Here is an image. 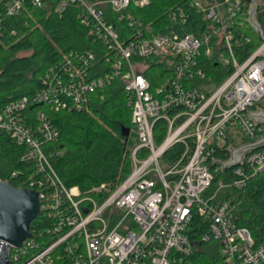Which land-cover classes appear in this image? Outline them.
<instances>
[{
  "label": "built area",
  "instance_id": "built-area-1",
  "mask_svg": "<svg viewBox=\"0 0 264 264\" xmlns=\"http://www.w3.org/2000/svg\"><path fill=\"white\" fill-rule=\"evenodd\" d=\"M25 2L41 6L44 1L0 0V9L7 16H15ZM255 2L257 6L264 3ZM149 3L59 0L58 11L70 4L80 8L78 16L88 36L102 44L107 71L89 78L94 52L71 51L49 68L42 79L43 89L34 96L0 104V135L23 147L20 159L35 168L19 186L36 190L41 211L55 219L53 226L34 229L21 246H12L8 264L188 261L196 246L190 236L196 216L201 219L200 239L218 243L224 264H264V238L257 241L247 227L238 225L229 204L217 200L224 188H240L246 179L264 170V147L244 154L240 163L229 169V176L212 186L214 176L224 171L217 162L220 159L214 156L217 149L230 151L236 147L230 144L236 133L241 134V144L256 142L264 135V125L248 115L250 109L264 110L259 105L264 103V42L242 60L236 54L243 43L241 20L247 22L252 0H207L206 5L194 0L193 6L203 12L206 21L205 31L199 36L184 30L183 7L170 11L167 31L152 33L144 29L127 9ZM104 4L119 21L125 20L131 34L123 35L116 28ZM244 39L249 41L248 37ZM211 58L231 68L219 83L203 68V60ZM153 62L164 63L166 75L170 73L154 88L144 76ZM118 78L131 106L136 141L130 150L132 167L98 202L77 185L65 184L54 169L51 154L43 146L56 140L59 131L48 116L38 112L36 122H30L24 110L35 101L46 102L55 110L81 109L89 91L106 87ZM207 80L213 82L212 89L206 88ZM158 121L164 127L159 143L154 137ZM176 144L181 145L179 154L166 157ZM3 242L0 238V248Z\"/></svg>",
  "mask_w": 264,
  "mask_h": 264
},
{
  "label": "trees",
  "instance_id": "trees-1",
  "mask_svg": "<svg viewBox=\"0 0 264 264\" xmlns=\"http://www.w3.org/2000/svg\"><path fill=\"white\" fill-rule=\"evenodd\" d=\"M43 1L41 6L25 2L15 16H7L0 9V104L34 96L43 89L42 79L49 68L55 67L71 51L94 52L95 62L88 70L89 78L103 75L108 69L102 44L90 38L87 28L80 22V8L70 4L58 11L59 0ZM149 1L143 8L131 5L127 9L149 32L167 31L171 24L169 13L176 7L185 9V31L197 36L205 31L203 12L193 6L194 0ZM103 8L123 35L131 34L125 20L119 21L108 5L104 4ZM255 18L264 32V3L258 4ZM241 21L239 30L243 33V43L236 49V54L242 60L258 47L260 41L250 24L245 19ZM245 37L249 38L248 42ZM203 68L216 83L231 71L215 58L203 60ZM166 72L164 63L153 62L144 71V76L154 88L170 74L166 75ZM259 105L264 108L263 102ZM38 112H44L59 131L58 138L44 142L43 148L51 154L52 165L65 184L77 185L83 194L101 202L130 173V150L136 141L129 97L119 78L106 87L89 91L81 109L55 110L46 102L35 101L26 106L24 115L30 122H36ZM122 127L128 128L129 132H123ZM154 137L157 143L164 137L162 121L156 123ZM24 150L8 136L0 135V179L19 186L25 176L34 172V166L20 159ZM180 151L181 145L176 144L166 152V157L174 158ZM214 156L226 160L230 151L219 148ZM229 169L217 173L212 186L220 178L229 176ZM13 172L17 174L12 176ZM217 200L229 204L238 225L247 227L257 241L264 238V170L246 179L240 188H224ZM54 222L55 219L42 210L30 222L29 232L53 226ZM190 226V236L196 241L195 251L188 261L174 264H224L218 243L200 239V217L196 216Z\"/></svg>",
  "mask_w": 264,
  "mask_h": 264
},
{
  "label": "water",
  "instance_id": "water-1",
  "mask_svg": "<svg viewBox=\"0 0 264 264\" xmlns=\"http://www.w3.org/2000/svg\"><path fill=\"white\" fill-rule=\"evenodd\" d=\"M257 3L252 0V8L247 22L255 30L260 42H264V32L255 20ZM264 58V50L261 54ZM249 117L257 124L264 125V110L261 108L250 109ZM126 134L128 128L122 127ZM264 147V135L256 142L245 143L230 150V158L217 160L223 169L231 168L240 163L247 152ZM40 199L38 192L25 186H16L0 179V238L4 241L0 248V264H8V257L13 247H19L22 241L30 237L29 224L40 213Z\"/></svg>",
  "mask_w": 264,
  "mask_h": 264
},
{
  "label": "rangeland",
  "instance_id": "rangeland-1",
  "mask_svg": "<svg viewBox=\"0 0 264 264\" xmlns=\"http://www.w3.org/2000/svg\"><path fill=\"white\" fill-rule=\"evenodd\" d=\"M200 1V3L202 4V5H206L207 4V0H199ZM218 2H221L222 0H217ZM259 1H261V2H264V0H259ZM178 31L179 32H181V28H178ZM205 84H206V88L208 89H212L213 87H214V84H213V82H211L210 80H207L206 82H205ZM264 101V100H263ZM241 141H242V137H241V134L240 133H236V134H234L233 135V137H232V139H231V141H230V144L231 145H233V146H238V145H240L241 144ZM131 166H132V164H131ZM97 189V188H96Z\"/></svg>",
  "mask_w": 264,
  "mask_h": 264
}]
</instances>
